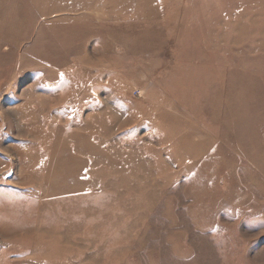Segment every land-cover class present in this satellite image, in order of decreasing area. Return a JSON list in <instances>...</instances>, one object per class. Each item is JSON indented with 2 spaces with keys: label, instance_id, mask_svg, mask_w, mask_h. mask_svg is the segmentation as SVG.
I'll return each mask as SVG.
<instances>
[{
  "label": "rangeland",
  "instance_id": "rangeland-1",
  "mask_svg": "<svg viewBox=\"0 0 264 264\" xmlns=\"http://www.w3.org/2000/svg\"><path fill=\"white\" fill-rule=\"evenodd\" d=\"M0 264H264V0H0Z\"/></svg>",
  "mask_w": 264,
  "mask_h": 264
}]
</instances>
